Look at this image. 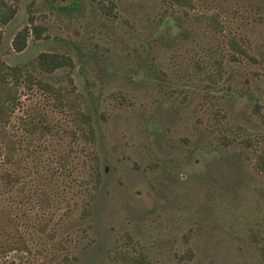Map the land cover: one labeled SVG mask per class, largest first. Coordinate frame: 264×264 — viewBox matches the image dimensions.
<instances>
[{"label": "rangeland", "instance_id": "obj_1", "mask_svg": "<svg viewBox=\"0 0 264 264\" xmlns=\"http://www.w3.org/2000/svg\"><path fill=\"white\" fill-rule=\"evenodd\" d=\"M5 1L15 14L0 25V58L68 54L74 67L44 79L73 88L64 94L89 113L95 140L71 138L68 109L20 87L19 106L57 135L26 138L21 109L12 114L21 160L8 166L17 182L0 185V264H125L119 250L150 264H264V0H112L110 13L100 8L108 0L67 12L57 6L74 0ZM28 16L45 31L15 52ZM1 227L26 250L5 251Z\"/></svg>", "mask_w": 264, "mask_h": 264}, {"label": "trees", "instance_id": "obj_2", "mask_svg": "<svg viewBox=\"0 0 264 264\" xmlns=\"http://www.w3.org/2000/svg\"><path fill=\"white\" fill-rule=\"evenodd\" d=\"M165 1L180 8H190L192 6V0ZM108 3L109 5H102V7H100L103 12H111L113 1L108 0ZM29 6L30 2L28 3V7ZM78 7V0H74L66 5L57 6L59 10L64 12H67V10H75ZM14 14L15 6L5 0H0V25L6 24L12 19ZM27 19L28 23L17 30L11 39V49L15 52H20L24 49L29 33L32 34L33 38H40L45 31V27L40 23H34L31 16H28ZM207 19L209 21L213 20L212 17H207ZM230 44L239 54L246 55L244 48L240 47L235 41H230ZM63 67L72 68L74 67V62L68 54L57 51H40L29 61L19 65H9L0 58V185L3 190H9L18 180V172L14 171L15 168H9L8 166H18V162L21 160L19 152L16 153V157L12 156L15 147L19 146L21 141L18 137L16 139L12 138L7 128L15 109H21V115L17 116V122L23 129L24 137L41 139L44 138L46 134L57 135L55 125L50 124L43 116L41 117L40 114L36 117L31 116L29 109L19 106L21 103V88L29 91L32 89H41L42 92L48 94L47 96H52L53 105L65 106L74 124V129L66 131L71 135V138H82L87 145H92L95 140V129L92 124L91 116L89 113L76 108L71 101V96L69 94H72L73 88L71 87L67 90L62 89L44 79V77H48V75L56 71V69ZM64 91L69 94H64ZM87 154L91 159L88 171L90 180L87 182H90L88 188L96 189L100 182L97 156L91 149L87 150ZM61 166H63L62 163ZM61 166L59 165V167ZM57 170L56 173L62 172L60 169ZM88 212L89 210L87 208H83L80 215L85 216ZM3 213L4 211L0 210V218L4 216ZM5 219L9 222L7 217H5ZM1 228L4 232L7 231L6 233L11 239L10 245L5 247V251L19 252L26 250L27 246L20 234L17 232H10L3 227ZM118 257L123 260L125 264H150L149 260L142 252L129 254L127 251L119 250ZM73 258L75 257L73 256ZM64 260H66V258Z\"/></svg>", "mask_w": 264, "mask_h": 264}]
</instances>
